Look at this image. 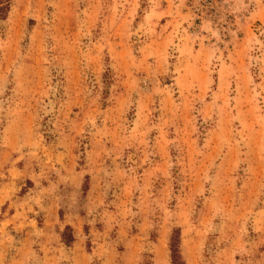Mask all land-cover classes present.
<instances>
[{
    "label": "rangeland",
    "instance_id": "374dc122",
    "mask_svg": "<svg viewBox=\"0 0 264 264\" xmlns=\"http://www.w3.org/2000/svg\"><path fill=\"white\" fill-rule=\"evenodd\" d=\"M176 230L264 264V0H0V264H175Z\"/></svg>",
    "mask_w": 264,
    "mask_h": 264
},
{
    "label": "trees",
    "instance_id": "16d2710c",
    "mask_svg": "<svg viewBox=\"0 0 264 264\" xmlns=\"http://www.w3.org/2000/svg\"><path fill=\"white\" fill-rule=\"evenodd\" d=\"M179 230H176L175 233H174V236L171 240V250H172V254H173V260L175 261L174 263L176 264H179L178 261H180V258L178 257L179 256V250L177 249L176 247V241H177V244H178V241H179V234L176 235L178 233ZM63 239H65V242L66 243H70V241H68L65 236L63 235ZM177 255V257H176ZM176 257V258H175Z\"/></svg>",
    "mask_w": 264,
    "mask_h": 264
}]
</instances>
